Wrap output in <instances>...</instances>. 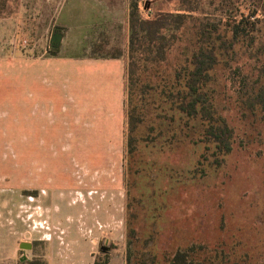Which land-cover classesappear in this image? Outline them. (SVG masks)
<instances>
[{"label":"crops","instance_id":"0c3cea01","mask_svg":"<svg viewBox=\"0 0 264 264\" xmlns=\"http://www.w3.org/2000/svg\"><path fill=\"white\" fill-rule=\"evenodd\" d=\"M128 4L45 0L42 9L38 0L28 4L33 12L51 11L49 39L55 31L61 37L55 55L14 64L16 69L26 62L31 71L30 187L28 195L19 189L13 206L19 226L9 245L0 234V264H14L19 243L27 242L21 238L27 226L29 251L36 255L40 246L47 264H93L97 251L107 255L108 264L118 261L126 208L121 158ZM23 5L18 0L19 12ZM98 43L114 52L92 54Z\"/></svg>","mask_w":264,"mask_h":264},{"label":"rangeland","instance_id":"374dc122","mask_svg":"<svg viewBox=\"0 0 264 264\" xmlns=\"http://www.w3.org/2000/svg\"><path fill=\"white\" fill-rule=\"evenodd\" d=\"M44 1L38 0L39 8ZM30 2L22 0L27 7L20 12L18 0L0 8V57H13L0 59V234L5 245L19 226L13 211L19 189L28 195L30 187L31 71L26 62L16 69L14 64L53 51L48 36L52 12L30 11ZM101 47L94 45L91 53L114 52ZM228 110L235 143L217 169L203 164L204 172L196 171L201 145L179 142L161 150L137 134L136 148L127 155L124 143V244L115 264H125L126 249L133 263L164 264L176 250L190 247L193 264H264V127L239 119L233 105ZM26 228L21 238L28 242ZM18 250L14 264L23 254L33 257L29 250ZM101 254L97 251L96 260L104 257Z\"/></svg>","mask_w":264,"mask_h":264},{"label":"trees","instance_id":"16d2710c","mask_svg":"<svg viewBox=\"0 0 264 264\" xmlns=\"http://www.w3.org/2000/svg\"><path fill=\"white\" fill-rule=\"evenodd\" d=\"M8 2L0 0L1 10ZM127 24V155L137 134L161 150L201 145L196 171L204 172L203 164L220 167L235 143L230 105L264 127V0H131ZM192 250H176L164 264H193ZM103 256L93 264H108ZM130 257L126 249L125 264H147ZM15 264L47 263L33 255Z\"/></svg>","mask_w":264,"mask_h":264},{"label":"water","instance_id":"95a60500","mask_svg":"<svg viewBox=\"0 0 264 264\" xmlns=\"http://www.w3.org/2000/svg\"><path fill=\"white\" fill-rule=\"evenodd\" d=\"M60 33L55 31L52 36H51V39H50V45H51V48L53 49V51L51 52V54L55 55L56 52L54 50L58 49L59 48V45H60ZM19 249L20 250H30L31 249V243L29 242H20L19 243ZM107 249V247H101V250L102 251H105ZM21 259H27V256L26 255H22L20 257Z\"/></svg>","mask_w":264,"mask_h":264},{"label":"built area","instance_id":"2783aa9c","mask_svg":"<svg viewBox=\"0 0 264 264\" xmlns=\"http://www.w3.org/2000/svg\"><path fill=\"white\" fill-rule=\"evenodd\" d=\"M25 255V254H24Z\"/></svg>","mask_w":264,"mask_h":264}]
</instances>
